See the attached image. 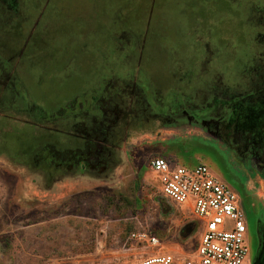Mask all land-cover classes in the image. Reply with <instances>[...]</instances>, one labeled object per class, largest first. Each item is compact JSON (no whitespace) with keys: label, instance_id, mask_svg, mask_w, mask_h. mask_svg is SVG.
Wrapping results in <instances>:
<instances>
[{"label":"rangeland","instance_id":"rangeland-1","mask_svg":"<svg viewBox=\"0 0 264 264\" xmlns=\"http://www.w3.org/2000/svg\"><path fill=\"white\" fill-rule=\"evenodd\" d=\"M16 2L26 33L10 28L14 16L4 19L0 2V264H130L145 250L135 249L129 235L142 231L158 238L162 251L194 253L199 223L159 192L148 168L157 157L206 165L236 189L256 251L264 171L258 162L248 172L237 167V150H230H243L245 163L256 155L264 163V132L255 147L252 133L230 129L226 140L227 130L213 125L225 138L221 147L173 111L186 109L188 99L192 113L205 109L207 118L227 122L229 108L216 101L263 97L264 0ZM11 52L20 55L5 62ZM101 97L118 101L124 120L111 172L68 173L46 188L44 174L16 165L29 162L22 157L29 148L45 153L48 164H73L78 152L65 138L80 126L51 116Z\"/></svg>","mask_w":264,"mask_h":264},{"label":"flooded vegetation","instance_id":"flooded-vegetation-1","mask_svg":"<svg viewBox=\"0 0 264 264\" xmlns=\"http://www.w3.org/2000/svg\"><path fill=\"white\" fill-rule=\"evenodd\" d=\"M0 2L4 5V14L3 18H12L14 16L15 19V24L13 23L12 27H16L19 29L21 32L24 31L20 28L21 25V19L23 20L24 16L20 14L18 4L16 0H0ZM20 22V23H19ZM12 25L9 21L5 25H2L3 27L6 25ZM20 24V25H18ZM26 33V31H24ZM9 33V32H6ZM35 33V28L27 34L34 35ZM28 36V35H27ZM25 44V42H24ZM3 48V46L1 47ZM12 53V52H11ZM20 54L12 53V54H7L6 56L4 55L5 62H14L15 58H18ZM33 56L37 55V53L32 54ZM17 66V65H14ZM16 68V67H15ZM14 69V68H12ZM14 71V70H13ZM15 73V72H14ZM13 94L17 95V89L16 87H13ZM103 92H101L102 94ZM261 96H254L251 99H237L235 103L230 105L229 101H216L217 107L220 106H226L230 110V116L227 119V122L221 117V120L214 121L212 119L207 118L205 109L200 110L198 112L192 113V109H190V104L188 99L182 101L184 105L182 107H187L186 109H182V107H178L182 110L176 112L173 111V114L176 113L178 116H182L184 119V124H188L190 126H194L195 130L198 131V133L202 134L203 136L211 137L214 140V144L220 145L221 147H226V140L230 139V134L229 130L234 129L235 133L236 131H242V132H249L252 133L254 137L251 138L253 141V146L258 147V143L262 139L261 135H263V131L261 129L263 128L264 125V95ZM106 100L103 99L102 97L98 100L95 99H86L85 101L77 102L75 105H67L65 110H56L55 114H52L51 116L52 119H56L57 121H63L69 119L73 121L72 125L75 126H80L76 130L73 128L67 132L66 138L67 140L71 141V144L67 145L70 147V150L74 151L77 155L75 157L77 158L76 160L73 161V164L69 165H59L56 163H49L47 162V156L41 153H38L37 151L35 152L32 148L29 150L26 149L22 153V157H28L29 162L25 161L18 165L19 167L26 169L27 171L30 172L29 169H34L37 172L35 175L41 176L40 174H44L46 176L45 183L46 188H52L56 183L59 182L58 177L61 176H67L68 173H85L91 172L96 174L97 176H102L106 173H109L113 170V168L117 165L119 161V152L121 148L119 147L118 141H121L122 136H115L116 133L120 131V128H122V111L119 110V105L120 103L118 101H110L105 102ZM213 110L214 108L211 107ZM209 108L207 107V110ZM34 111V110H33ZM82 121H81V120ZM78 120V121H75ZM89 123V126L87 123ZM129 122V121H128ZM2 124V122L0 123ZM7 126L8 124H4ZM85 125L88 126L86 129ZM215 125L218 130L223 128V130H227L226 134L220 135L217 133V131L212 130V126ZM85 126V127H84ZM197 126H202V128H199ZM8 127V126H7ZM86 129V130H81V129ZM28 130H32L31 128H28ZM28 130H24L23 132L26 133V135L29 134ZM87 132L88 135L85 136L84 134H79L80 132ZM215 132V133H214ZM29 134V135H34ZM110 135L109 138H107V135ZM75 136H79L81 140L75 138ZM236 137V136H235ZM260 137V138H259ZM229 138V139H228ZM106 142L108 145H106ZM82 146V147H80ZM241 146V145H239ZM248 146V144H247ZM85 147V148H83ZM83 149V152L81 150ZM227 150V149H226ZM229 150V149H228ZM227 150V151H228ZM235 150H237L235 152ZM7 151V149H5ZM81 152V153H80ZM230 152H235L236 155H233L232 158L234 159L235 164L237 167L243 169L244 171L248 172L252 168V164L254 162H258L259 167L262 171H264V163L263 159L256 155L254 158H251L247 163L243 161V156L244 152L241 149H232ZM69 153V152H67ZM27 155V156H26ZM118 159V160H117ZM46 161V164L43 166L42 164L40 165L41 162ZM10 162V161H9ZM43 166V167H42ZM41 169V170H40ZM75 173V174H76ZM67 174V175H66ZM44 183V182H41ZM228 184L227 182H225ZM229 185V184H228ZM230 186V185H229ZM232 187V186H230ZM233 188V187H232ZM234 189V188H233ZM241 200V203L243 205V198L240 196L239 192L234 189ZM243 207V206H242ZM245 218L247 221V215L245 214ZM264 228H262V231ZM262 236V235H261ZM262 245V240L260 239V244L259 247H257V250H252L250 247V264H253Z\"/></svg>","mask_w":264,"mask_h":264},{"label":"built area","instance_id":"built-area-1","mask_svg":"<svg viewBox=\"0 0 264 264\" xmlns=\"http://www.w3.org/2000/svg\"><path fill=\"white\" fill-rule=\"evenodd\" d=\"M161 195L186 211L200 226L194 253L178 256L162 251L148 232L129 235L132 246L145 250L130 264H250L247 221L238 193L203 164L184 167L157 157L149 161Z\"/></svg>","mask_w":264,"mask_h":264},{"label":"water","instance_id":"water-1","mask_svg":"<svg viewBox=\"0 0 264 264\" xmlns=\"http://www.w3.org/2000/svg\"><path fill=\"white\" fill-rule=\"evenodd\" d=\"M261 240H262L261 249L253 264H264V230L262 232Z\"/></svg>","mask_w":264,"mask_h":264},{"label":"crops","instance_id":"crops-1","mask_svg":"<svg viewBox=\"0 0 264 264\" xmlns=\"http://www.w3.org/2000/svg\"><path fill=\"white\" fill-rule=\"evenodd\" d=\"M119 155V154H118Z\"/></svg>","mask_w":264,"mask_h":264},{"label":"trees","instance_id":"trees-1","mask_svg":"<svg viewBox=\"0 0 264 264\" xmlns=\"http://www.w3.org/2000/svg\"><path fill=\"white\" fill-rule=\"evenodd\" d=\"M153 236V235H152Z\"/></svg>","mask_w":264,"mask_h":264}]
</instances>
